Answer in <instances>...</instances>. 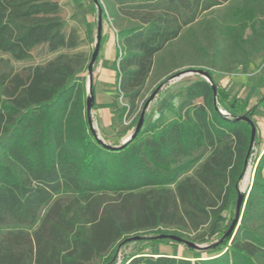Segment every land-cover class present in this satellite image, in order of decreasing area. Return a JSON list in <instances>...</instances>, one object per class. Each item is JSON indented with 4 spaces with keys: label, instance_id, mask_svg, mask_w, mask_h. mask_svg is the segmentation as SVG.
<instances>
[{
    "label": "trees",
    "instance_id": "trees-1",
    "mask_svg": "<svg viewBox=\"0 0 264 264\" xmlns=\"http://www.w3.org/2000/svg\"><path fill=\"white\" fill-rule=\"evenodd\" d=\"M46 1L0 4L21 10ZM92 1L118 26L117 90L130 109L159 66L194 67L165 81L199 75L178 92L172 118L112 150L91 128L80 55L58 54L21 70L0 57V264H117L123 245L141 241L204 256L139 253L118 264H264L259 104L229 97L215 79L264 57V0ZM7 25L16 41L29 29L15 20ZM91 97L92 109V83ZM249 167L236 230L226 235L231 218L215 243L188 247L206 238L223 213L234 218Z\"/></svg>",
    "mask_w": 264,
    "mask_h": 264
},
{
    "label": "rangeland",
    "instance_id": "rangeland-1",
    "mask_svg": "<svg viewBox=\"0 0 264 264\" xmlns=\"http://www.w3.org/2000/svg\"><path fill=\"white\" fill-rule=\"evenodd\" d=\"M72 8V3L69 0H48L44 3L33 5L29 9L25 8L21 10H12L0 4V26L3 25L0 29V57L8 59L15 70H21L29 66L44 64L58 54H78L84 62L85 67L82 75L85 77L87 83V66L95 48L96 36L94 32L91 42L88 41L82 27L72 23L74 17ZM92 13L97 24L99 14L96 5L92 6ZM9 20L28 24L29 29L23 39L16 41L14 32L7 25ZM118 23L121 26L127 25L124 19ZM96 24L94 23V26ZM101 25L102 28L110 25L109 29L113 33L117 34L118 32V26L112 23L110 17L103 19L101 16ZM182 61L184 60H177L176 64L180 65ZM188 68L194 67L185 66L172 69L170 64L157 67L146 82L140 97L132 109L129 108L127 100L118 92L117 86L115 96V99H117L115 102L116 107H114V117L112 118L115 121L113 129L103 130L98 125L97 116L90 111V122L97 138L105 145L112 147L120 146L134 132L140 113L146 102L148 104L144 111V124L141 130H145L169 118V113H174L179 104L178 97L174 95L175 90L188 86L197 79V75L193 72H185L178 74L175 78L172 77L166 81L165 79L172 74ZM154 92V96L149 100ZM248 175L249 182L247 186L242 188L241 182L239 184L240 194L244 196L247 195L252 181V173L250 172ZM231 218L233 219L232 212L223 213L216 219L207 237L202 241H196L194 245L197 247H207L215 243L223 230H225V226L231 221ZM168 252L189 257H192L193 254L191 251H183L181 247L173 249L172 246L163 244L153 245L149 241L130 242L119 249L118 263L122 258L130 257L134 254L157 255L158 253ZM195 252H199V250ZM194 255L201 258L204 256L199 253H194Z\"/></svg>",
    "mask_w": 264,
    "mask_h": 264
},
{
    "label": "crops",
    "instance_id": "crops-1",
    "mask_svg": "<svg viewBox=\"0 0 264 264\" xmlns=\"http://www.w3.org/2000/svg\"><path fill=\"white\" fill-rule=\"evenodd\" d=\"M69 1L72 3L74 13L72 23L81 26L86 33V39L91 42L94 32L95 36L97 34V24L92 13L93 1ZM109 26L102 28V44L92 67L94 104L91 111L97 116L98 125L105 131L113 129L115 125L112 118L115 109L113 104L117 100L115 96L118 81L116 74L118 54L116 34L109 29ZM215 79L218 87L229 97L235 98L238 102H245L249 107L256 103L259 104L255 116L257 138L255 150L262 153L264 150V57H257L247 65L237 66L229 73H217ZM180 90H175L174 95L177 96ZM169 115L170 117L166 119L172 118L173 113L170 112ZM194 253L192 254L193 258L181 256L174 252L167 254L177 258H192L190 260L194 261Z\"/></svg>",
    "mask_w": 264,
    "mask_h": 264
},
{
    "label": "water",
    "instance_id": "water-1",
    "mask_svg": "<svg viewBox=\"0 0 264 264\" xmlns=\"http://www.w3.org/2000/svg\"><path fill=\"white\" fill-rule=\"evenodd\" d=\"M97 9H98V7H97ZM98 14H99V16H98V19H97V34H96L95 48H94V51H93V53L91 55V59L89 61V64L87 66V74H88V77L87 78L88 79H87V83H86V86H85L86 87V93H87L86 113H87V116H88L89 121H90V111H91V102H92V97H91L92 67H93L94 62L96 61L97 56H98L99 44H100V39H101V31H102V25H101L102 10L101 9H98ZM195 74L196 75H199V73H195ZM173 77L175 78V77H177V75L176 76H173ZM202 77L207 82H209V79L206 76H202ZM212 90H213V93L215 95L216 89H215L214 86H212ZM154 94H155V92L152 94V96L150 97L149 100L152 99V97L154 96ZM147 104H148V102H146L144 104L143 108H142V112L140 113V116H139V119H138V122H137V125L135 127L134 132L126 140H124L121 143L120 146H118V147H111V146L105 145L100 139L97 138V140H99V142L101 144L105 145L107 148L112 149V150H116V149L123 148L126 145L127 142H129L131 139H133L136 136V134L139 131H141V129L143 127V124H144V111L146 109ZM90 124H91V122H90ZM91 128H92V125H91ZM254 136H255V129H254V127H252V129H251V139H250L251 144H252V142L254 140ZM249 173H250V170L248 169L246 171V174H249ZM244 203H245V200L243 201V197L240 194L238 196L237 200H236L234 218H233V220H232V222H231L228 230L226 231V235H230L238 227V225L240 223V219H241V215H242ZM163 238H167V239H170V240H174L176 242H180V239L175 238V237H172V236H160V239H163ZM186 245L188 247L196 248V249H204V248H206V247H197L196 245H194L192 243H186Z\"/></svg>",
    "mask_w": 264,
    "mask_h": 264
},
{
    "label": "bare ground",
    "instance_id": "bare-ground-1",
    "mask_svg": "<svg viewBox=\"0 0 264 264\" xmlns=\"http://www.w3.org/2000/svg\"><path fill=\"white\" fill-rule=\"evenodd\" d=\"M248 182H249V175L246 174L244 179L241 181V187L244 188L245 186H247Z\"/></svg>",
    "mask_w": 264,
    "mask_h": 264
},
{
    "label": "built area",
    "instance_id": "built-area-1",
    "mask_svg": "<svg viewBox=\"0 0 264 264\" xmlns=\"http://www.w3.org/2000/svg\"><path fill=\"white\" fill-rule=\"evenodd\" d=\"M221 114L222 115H226V113L225 112H221ZM256 152H254V154H255ZM249 170H250V172H251V167H249Z\"/></svg>",
    "mask_w": 264,
    "mask_h": 264
}]
</instances>
